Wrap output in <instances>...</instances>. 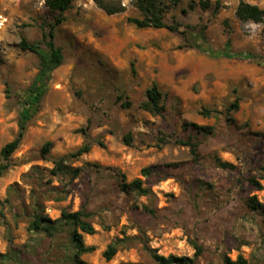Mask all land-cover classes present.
<instances>
[{"label":"rangeland","instance_id":"obj_1","mask_svg":"<svg viewBox=\"0 0 264 264\" xmlns=\"http://www.w3.org/2000/svg\"><path fill=\"white\" fill-rule=\"evenodd\" d=\"M121 1L126 12L108 15L95 0H73L56 29L65 63L53 74L44 105L12 157L14 166L0 177V254L10 258L0 264H67L62 247L69 242L67 232L56 240L30 231L33 193L52 221L64 210L90 213L96 233L84 235L86 246L94 249L83 256L88 264H155L149 249L165 257L194 258L193 242L204 247L197 264H225L226 258L239 256L264 264V217L246 205L253 195L264 205V61L213 59L180 48L186 44L179 33L129 24L128 18L141 15L133 0ZM192 1L197 0L172 7L168 21L180 22V31L195 28L193 34L207 26L215 50L227 42L228 21L235 51L264 56V24L241 22L239 0H211L220 3L217 13L199 5L191 9ZM246 1L264 9V0ZM58 16L45 0H0L5 20L0 27V153L18 134L22 94L39 70V58L18 45L41 40ZM153 84L168 94L160 116L140 108ZM119 95L132 103L130 108H122ZM237 98L241 107L231 126L226 109ZM204 109L223 116L205 117ZM90 123L91 152L69 163L81 174L55 176L54 162L81 148L86 139L80 130ZM192 123L216 128L214 135L199 137V162L176 143L188 140L192 132L183 126ZM129 133L133 146L125 142ZM47 142L53 148L43 156ZM215 157L237 171L218 168ZM149 167L155 172L147 179L142 170ZM122 176L128 182L141 179L153 195L121 191ZM251 177L263 190L249 184ZM15 183L19 193L6 202ZM117 240L119 251L107 262L104 252Z\"/></svg>","mask_w":264,"mask_h":264},{"label":"trees","instance_id":"obj_2","mask_svg":"<svg viewBox=\"0 0 264 264\" xmlns=\"http://www.w3.org/2000/svg\"><path fill=\"white\" fill-rule=\"evenodd\" d=\"M181 0H133V4L139 11L141 17L128 18V23L136 26L138 29H167L172 33H179L184 41L183 49H195L206 56L213 59H234L241 61H253L259 65H263L264 56L257 55L251 51H235L232 46V32L228 21L224 22L227 29L228 39L221 50H215L210 42L207 34V26H202L198 29L196 34L195 28L186 26L184 31H180L182 24L175 19L173 23L168 20V14L172 7L179 5ZM73 0H45V6L53 13H59L54 23L49 24L46 30L43 32L42 39L35 42H28L22 40L18 45L23 52H30L35 54L39 58V70L32 84L23 91L22 97V110L19 114L18 127L19 131L14 140L8 143L0 153V177L4 176L13 166L12 157L21 147L29 125L32 120L38 115L41 108L44 105L45 99L49 92L50 84L53 81V74L56 70L62 67L65 63V53L63 47L58 45L56 41V29L66 21L64 14L72 8ZM95 3L108 15H117L126 12L127 7L121 0H95ZM199 5L202 9L208 10L214 8L217 13L221 6L217 2L213 5L211 0H197L192 1L190 8L193 9ZM186 12V11H185ZM237 18L244 23L252 22L255 24H264V9L253 5L246 0H239L238 7L236 9ZM193 31V32H192ZM4 64L0 49V67ZM168 98V94L163 93L157 84H153L151 88L146 91V100L141 104L140 108L155 116L163 115L166 106L165 102ZM124 95L118 96V103L121 104L123 109L130 108L132 103L124 101ZM240 98H237L227 109L225 117L227 122L234 126L235 119L234 113L240 110ZM202 115L205 117H219L223 116V113L217 110L202 111ZM185 130H191L192 134L188 140H177L176 143L183 147L190 149L191 155L196 162L201 159L200 152V136H210L216 133V128L211 126H200L198 124H185L183 126ZM92 129L91 123L86 128H82L80 132L85 137V142L81 148L76 152L68 156H64L54 162L53 174L55 176L71 175L73 179L77 178L82 170L72 168L69 163L71 160L78 159L86 154H89L92 150L93 141L90 131ZM197 138V139H196ZM133 135L129 133L125 136V142L127 146H133ZM98 145L104 148V144L101 141L97 142ZM53 148L52 142H47L42 148L43 156L48 155ZM214 164L225 171H237V167L231 163L222 161L220 158H214ZM154 168H145L142 170V175L149 179L154 174ZM249 184L257 191L263 190V186L256 179L251 177L248 179ZM120 190L126 194L135 193L138 196L151 197L153 191L149 187L144 186V182L141 179H136L132 182H128L126 176H122L119 182ZM19 193V184L15 183L9 188L8 198L6 202H11L12 194ZM33 199L35 202V212L33 214V220L30 224V231L34 233H46L51 238L55 239L56 236L61 233L67 232L69 234V242L62 243L64 249V257L67 264H88L83 260L85 254L93 252V248L87 247L84 241V235H94L96 229L91 222V215L85 209L77 212H71L64 210L60 219L52 221L45 215V207L42 204L39 195L33 193ZM246 205L252 212L263 215L264 217V205L260 203L256 195L248 196L246 199ZM150 212L153 210L147 209ZM0 216L3 217L2 208L0 207ZM58 237V236H57ZM57 240V238H56ZM120 240L111 243L104 252V258L107 262H110L117 255L120 247ZM195 249V257H165L156 250L149 249V255L155 264H197L198 259L204 253V247L198 242H193ZM10 258L5 254H0V261L2 263L9 261ZM225 264H250L247 259L239 256L236 261L230 258L225 259Z\"/></svg>","mask_w":264,"mask_h":264},{"label":"built area","instance_id":"obj_3","mask_svg":"<svg viewBox=\"0 0 264 264\" xmlns=\"http://www.w3.org/2000/svg\"><path fill=\"white\" fill-rule=\"evenodd\" d=\"M4 21H5L4 19H2V18L0 19V27H2L4 25Z\"/></svg>","mask_w":264,"mask_h":264}]
</instances>
